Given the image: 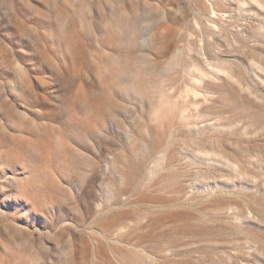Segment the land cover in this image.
<instances>
[{
    "label": "rangeland",
    "instance_id": "rangeland-1",
    "mask_svg": "<svg viewBox=\"0 0 264 264\" xmlns=\"http://www.w3.org/2000/svg\"><path fill=\"white\" fill-rule=\"evenodd\" d=\"M0 264H264V0H0Z\"/></svg>",
    "mask_w": 264,
    "mask_h": 264
},
{
    "label": "bare ground",
    "instance_id": "bare-ground-1",
    "mask_svg": "<svg viewBox=\"0 0 264 264\" xmlns=\"http://www.w3.org/2000/svg\"><path fill=\"white\" fill-rule=\"evenodd\" d=\"M200 76V75H199ZM201 77V76H200Z\"/></svg>",
    "mask_w": 264,
    "mask_h": 264
}]
</instances>
